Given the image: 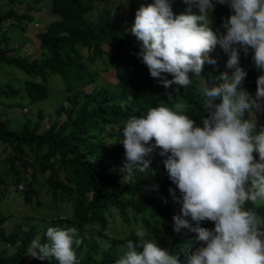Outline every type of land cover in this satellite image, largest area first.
<instances>
[{"label": "trees", "instance_id": "1", "mask_svg": "<svg viewBox=\"0 0 264 264\" xmlns=\"http://www.w3.org/2000/svg\"><path fill=\"white\" fill-rule=\"evenodd\" d=\"M40 1H45L57 18L36 33L45 53L37 59L21 54V44L11 45L13 39L7 28L23 29L25 21L32 18L29 12ZM128 1L124 7L108 0H27L19 12V0H0V161L13 174L14 185L23 182L25 202L37 207L45 204L39 200L33 185L36 182L40 189L44 187L42 194L49 204H69V214L64 212L53 219L50 214L48 227L77 228V236L82 239L78 248L74 245L79 264H115L127 251V241L138 240L135 232L141 225L146 231L145 239L167 236L160 248L185 264L186 254L204 245L188 229L173 231L172 217L180 214V205L177 209L169 189L177 197L180 193L168 178L164 157L156 149L147 172H137L125 182L124 148L119 144L122 128L128 118L146 114L148 107L161 103L171 106V101L189 105L186 114L202 126L208 115L200 92L203 80L211 84L213 78L224 72L231 75L233 70L226 68L228 56L217 45L219 55L213 50L209 56L215 64L205 63L200 77L192 76L187 89L174 84L164 88L150 77L137 55L139 42L130 32L136 11L154 0ZM213 1L211 27L224 32L221 25L232 14L231 9ZM168 3L174 16L187 14L175 9L188 5L184 0ZM240 67L247 73L241 88L254 97L261 72L253 64L251 51L247 56L240 53ZM5 68L23 73L21 86L3 79ZM52 77L60 79L66 101L54 108L53 117L44 120L42 109L36 108L31 118L21 112V103L11 100L15 95L21 97L20 91H24L26 106L31 109L47 99ZM166 78L171 80L172 76ZM88 85L91 88L86 90ZM8 109L12 110L10 114ZM17 112L23 116L22 122L14 125ZM255 119L258 128L264 126V116ZM42 123L44 127L40 129ZM28 168L29 179L21 178V172ZM2 183L3 194L7 187ZM49 204L47 208L51 209ZM258 207L264 209V205ZM259 217L264 219L263 211ZM6 218L0 212V264H58L30 256L26 259L27 247L38 234L37 225L25 222L26 230L6 233L2 226ZM23 220H15L16 229ZM48 227L41 231V243L47 242ZM203 228L213 229L214 225L204 224Z\"/></svg>", "mask_w": 264, "mask_h": 264}, {"label": "clouds", "instance_id": "2", "mask_svg": "<svg viewBox=\"0 0 264 264\" xmlns=\"http://www.w3.org/2000/svg\"><path fill=\"white\" fill-rule=\"evenodd\" d=\"M184 3L188 5L175 9L187 14L174 16L168 0H154L135 13L130 32L150 77L166 89L173 84L187 89L205 63L215 64L209 56L217 45L228 56L226 68L233 71L221 73L211 84L202 79L208 114L202 126L186 114L189 105L179 101L148 107L146 114L127 119L119 141L124 181L146 173L159 149L168 178L180 193L177 197L169 189L177 209L180 205V214L172 217L173 231L188 229L204 245L187 253L185 264H264V219L259 217L264 209L258 207L264 205V126L258 128L253 114L264 112V0H216L232 12L221 25L224 32L211 27L213 0ZM114 4L127 7L129 1ZM249 51L261 72L254 97L241 88L247 73L240 67V53L247 56ZM135 235L138 240L127 241V251L115 264H180L178 256L145 239L143 225ZM45 237V243L33 239L27 255L79 264L74 245L78 248L82 239L77 228L48 227Z\"/></svg>", "mask_w": 264, "mask_h": 264}, {"label": "rangeland", "instance_id": "3", "mask_svg": "<svg viewBox=\"0 0 264 264\" xmlns=\"http://www.w3.org/2000/svg\"><path fill=\"white\" fill-rule=\"evenodd\" d=\"M22 4H20L18 10L19 12H22L24 9L22 5L25 6V3L27 0H19ZM112 3H118L121 2L123 4H126L127 0H108ZM30 15L32 18L30 20L25 21V27L21 30H16L14 27H8L7 31L9 32V36L11 35L10 41L12 46H15V43L21 44L20 46V53L28 55L29 57H35L37 59L44 56V51L40 49L38 45V39L36 37V33L40 32L45 24L52 19L57 18L56 15L52 14L48 8V5L45 1H40L38 7L32 9L30 12ZM24 24V23H22ZM18 39L17 42L14 41L15 39ZM213 54L219 55L218 49H214ZM4 74V80L14 84V85H22V75L23 73L16 70V69H10L5 68L3 71ZM36 78V77H35ZM37 79V78H36ZM59 78H51L49 80V94L47 99L45 101L39 102L38 105L33 106L31 109L26 106V95L24 91H20L21 97H18V95H15L11 97V100L13 102H19L23 105V108L21 109V112H25L28 116L33 118L34 112L36 108H41L44 114V120L48 117L54 116V108L57 107L60 103H66L65 101V92L62 91V83L60 86V79ZM109 80L111 78L109 77ZM91 87L88 85L85 87L86 90H89ZM262 104H264V101H262ZM12 110L8 109V113L10 114ZM255 118L264 116V112L260 113H253ZM21 113H16L15 118L13 119L14 125H19L22 122V117H19ZM248 118L247 113L245 114ZM44 123H42L41 128L42 129ZM1 153V151H0ZM3 156V153H1V158ZM254 156L256 154L254 153ZM258 159V156H256ZM29 171L30 169H26L25 171L21 172V178L29 179ZM13 179V174L8 171V167L6 163L0 161V190L3 186L2 181L4 184H6V191L2 194L0 191V212L4 215H7V218L2 223V226L4 227V230L6 233L10 231H16V230H26V223H35L38 228V234L34 237L36 239L37 237H41L42 229L50 226L51 224V217L50 214H52V219L57 215H63L64 212L66 214L70 213V206L68 203L61 201L57 205L52 204L47 201V197L42 194L43 188H39L38 184L36 182H33L34 187L38 190L39 194V200L40 202H43L45 204L39 205V207L35 206L34 203H27L23 200V189H22V181H19L16 185H14L11 180ZM119 181H122V177H118ZM51 206V209L47 208V205ZM261 211V210H260ZM259 211V212H260ZM23 218L24 222L21 223L20 228L16 229L14 226V222L16 219ZM26 222V223H25ZM123 227V226H122ZM87 236V235H86ZM168 240L167 237H162L159 240H155L158 247H161L163 244L166 243ZM30 245V244H29ZM28 245V247H29ZM1 247V245H0ZM28 247L27 252L25 254L26 259L29 257L28 254Z\"/></svg>", "mask_w": 264, "mask_h": 264}]
</instances>
